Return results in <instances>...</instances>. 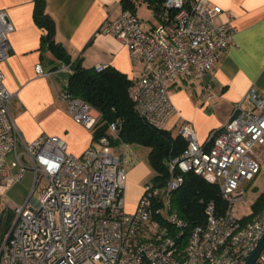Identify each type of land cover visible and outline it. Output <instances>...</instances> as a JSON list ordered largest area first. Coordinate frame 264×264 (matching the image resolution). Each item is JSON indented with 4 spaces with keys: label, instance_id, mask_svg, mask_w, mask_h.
Masks as SVG:
<instances>
[{
    "label": "built area",
    "instance_id": "2783aa9c",
    "mask_svg": "<svg viewBox=\"0 0 264 264\" xmlns=\"http://www.w3.org/2000/svg\"><path fill=\"white\" fill-rule=\"evenodd\" d=\"M219 13L221 8L206 0H163L159 22L151 27L130 9L100 24L101 32L114 35L145 64L146 74L131 79L129 96L149 125L166 128L179 112L171 85L203 77L230 44L235 26L216 22ZM12 30L7 12L0 10V61L9 52ZM94 67L101 71L106 64ZM36 70L43 73L41 64ZM206 87L211 100L215 93ZM59 95L73 120L91 131L99 112L66 87ZM13 96L0 69V186L33 171L31 190L10 208L9 221L7 210L0 212V264H244L264 236V207L249 218L229 210L245 198L240 186L264 163V94L256 87L234 102L230 118L203 142L183 121L178 133L186 146L170 161L167 182L159 186L148 180L131 211L124 198L128 163L112 142L118 120L109 123L111 135L99 136L96 147L77 157L62 137L41 133L25 139L9 110ZM176 169L212 177L228 204L220 211L209 201L205 223L191 230L185 244V222L170 204L171 191L183 182ZM254 264H264V248Z\"/></svg>",
    "mask_w": 264,
    "mask_h": 264
},
{
    "label": "crops",
    "instance_id": "0c3cea01",
    "mask_svg": "<svg viewBox=\"0 0 264 264\" xmlns=\"http://www.w3.org/2000/svg\"><path fill=\"white\" fill-rule=\"evenodd\" d=\"M206 2L221 8L216 22L230 21L235 31L226 50L203 77L190 83L180 78L171 85V100L179 112L166 124V129L173 131L187 121L202 142L230 118L234 102L241 100L251 86L264 94V0ZM33 5L34 0H0V10L7 12L13 24L9 52L0 61L4 85L14 93L9 110L25 139L41 133L56 135L66 141L69 153L82 157L88 147L97 144L91 131L73 120L59 95L68 83L71 64L80 61L85 67H94L103 63L130 79L145 75L147 70L144 62L134 59L114 35L99 30L105 19L121 12V0H46V8L56 22V38L66 48L64 60L40 48L45 31L33 20ZM136 14L145 27L159 22L158 11L146 2L137 4ZM38 63L43 73L36 70ZM207 84L215 93L211 100L206 99ZM113 148L128 163L130 179L126 178L124 198L131 211L146 182L148 165L142 155L147 157L149 149L138 143H114ZM149 173L152 176V169Z\"/></svg>",
    "mask_w": 264,
    "mask_h": 264
},
{
    "label": "trees",
    "instance_id": "16d2710c",
    "mask_svg": "<svg viewBox=\"0 0 264 264\" xmlns=\"http://www.w3.org/2000/svg\"><path fill=\"white\" fill-rule=\"evenodd\" d=\"M158 11L163 0H121L123 9L136 13L139 2ZM33 20L44 29L40 37V48L47 49L55 59L66 58V48L57 40L56 22L46 8V0H34ZM131 79L113 66H106L97 71L95 67H85L80 61L71 64L66 88L69 93L88 102L99 112V118L91 130L93 139L103 134L111 135L109 123L118 120L117 137L114 143H138L149 149L148 161L152 169L149 181L164 186L169 178L170 161L178 157L186 146V140L177 132L157 129L149 125L137 112L134 102L129 96ZM175 173L183 176L182 184L171 191V211L185 222L182 244H185L191 230L206 221V204L214 201L220 211L228 204L224 200L216 181L206 175H198L192 171ZM264 207V192H261L251 205V212L243 218H249ZM11 209H7V221Z\"/></svg>",
    "mask_w": 264,
    "mask_h": 264
},
{
    "label": "rangeland",
    "instance_id": "374dc122",
    "mask_svg": "<svg viewBox=\"0 0 264 264\" xmlns=\"http://www.w3.org/2000/svg\"><path fill=\"white\" fill-rule=\"evenodd\" d=\"M172 132L177 133L178 129L177 128L173 129ZM142 158L145 161H147V165H148V172L145 177V181L147 182L148 181L147 179H149V177L151 178L149 173L151 167L148 161V156L146 157V155L145 156L142 155ZM129 179L130 178L128 176L127 181H129ZM140 183L142 182H139V184ZM32 184H33V171L28 170L25 173V175L19 181H16L14 184L10 186L1 185L0 212L3 210H7L8 208H12L14 205L23 202L25 198L28 196ZM240 189L245 193V198L236 201L234 204L229 206V210L234 216L242 218L251 212L252 203L261 192H264V163L261 164V168L255 174V176L251 180H246L244 184L240 186ZM39 196H40V189H36L33 192V197L38 198ZM125 209L129 210L127 205H125Z\"/></svg>",
    "mask_w": 264,
    "mask_h": 264
},
{
    "label": "water",
    "instance_id": "95a60500",
    "mask_svg": "<svg viewBox=\"0 0 264 264\" xmlns=\"http://www.w3.org/2000/svg\"><path fill=\"white\" fill-rule=\"evenodd\" d=\"M262 248H264V236L261 237L259 242L257 243L256 247L254 250L251 252V254L248 256L244 264H254L256 261L257 257L259 256Z\"/></svg>",
    "mask_w": 264,
    "mask_h": 264
}]
</instances>
